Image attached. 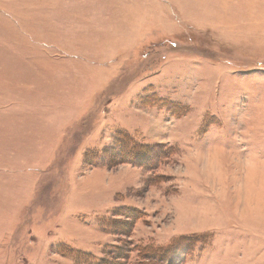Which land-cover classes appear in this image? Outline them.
Returning <instances> with one entry per match:
<instances>
[{
  "label": "rangeland",
  "instance_id": "rangeland-1",
  "mask_svg": "<svg viewBox=\"0 0 264 264\" xmlns=\"http://www.w3.org/2000/svg\"><path fill=\"white\" fill-rule=\"evenodd\" d=\"M1 125L0 264H264V0H0Z\"/></svg>",
  "mask_w": 264,
  "mask_h": 264
},
{
  "label": "crops",
  "instance_id": "crops-1",
  "mask_svg": "<svg viewBox=\"0 0 264 264\" xmlns=\"http://www.w3.org/2000/svg\"><path fill=\"white\" fill-rule=\"evenodd\" d=\"M0 128V135H2L3 139L1 140V143H8L10 142V125L3 126ZM4 127V128H3Z\"/></svg>",
  "mask_w": 264,
  "mask_h": 264
}]
</instances>
